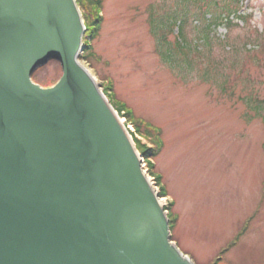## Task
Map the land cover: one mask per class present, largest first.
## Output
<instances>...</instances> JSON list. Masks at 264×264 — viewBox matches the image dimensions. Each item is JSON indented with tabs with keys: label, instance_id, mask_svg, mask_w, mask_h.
<instances>
[{
	"label": "water",
	"instance_id": "1",
	"mask_svg": "<svg viewBox=\"0 0 264 264\" xmlns=\"http://www.w3.org/2000/svg\"><path fill=\"white\" fill-rule=\"evenodd\" d=\"M85 29L76 0H0V264H196L81 62Z\"/></svg>",
	"mask_w": 264,
	"mask_h": 264
},
{
	"label": "rangeland",
	"instance_id": "2",
	"mask_svg": "<svg viewBox=\"0 0 264 264\" xmlns=\"http://www.w3.org/2000/svg\"><path fill=\"white\" fill-rule=\"evenodd\" d=\"M87 4L79 3L85 25L94 16ZM101 5L103 21L92 39L97 57L85 60L81 54V62L136 145L150 147V134L128 125L121 105L161 130L164 149L150 159L155 167L144 157L143 164L167 215L169 199L175 201L179 220L171 239L196 264H264V117L254 116L243 100L246 94L264 100V0H102ZM242 5H248L240 11L246 21L232 14L234 23L220 25L213 36H228L234 46L249 42L253 51L231 53L216 41L191 71L163 59L159 41L166 35L176 42L174 22L187 17L185 34L194 42L197 15L226 22V12ZM87 36L86 27L84 43ZM207 60L215 74L205 75ZM61 76V64L51 59L32 80L51 87ZM110 81L113 92L106 90ZM162 188L168 196L161 195Z\"/></svg>",
	"mask_w": 264,
	"mask_h": 264
},
{
	"label": "trees",
	"instance_id": "3",
	"mask_svg": "<svg viewBox=\"0 0 264 264\" xmlns=\"http://www.w3.org/2000/svg\"><path fill=\"white\" fill-rule=\"evenodd\" d=\"M82 0H78V3H80ZM87 1V6L90 8V10L93 12V18L89 19L88 22L86 23L87 26V31H88V36L86 38L85 44L86 49L84 53L82 54V59L88 60V59H93L97 57L95 55V52L93 51L92 48V43L89 41V39H94V37L97 35V32L99 31V28L102 23V19L99 18L98 13L96 10L93 9L94 4H101L102 0H86ZM228 14V17H226V22H223L224 19L221 17H217L212 15L211 18L207 17V14H204L202 17L197 15L196 21L199 22L200 25H195L196 29L198 31V37L197 39L192 42L186 37L185 34V27L188 22V18L184 17L181 20H178L174 22V25L179 24L180 27V34H181V39L179 41L176 40V42L172 43L170 42L167 38L166 35H164V39L160 42V45L163 46V49L161 50V55L163 59L168 62V63H175L174 66L181 67L182 69H189L190 71L193 70L194 67V60L197 62V59H204L206 57V54L214 48L215 42L219 43H224L225 47H228L229 52H239L240 50H246V51H253V45L254 44H249V42H246L243 46H234L232 43L229 42L228 36H225L224 39H219L217 38L214 40L213 33L220 27V25H231L233 22V19H230V15L232 14L235 15V18L241 19L243 21H246V16L244 15H237L235 10H229L226 12ZM248 45H251V48H248ZM196 56V59H193V57ZM208 56V54H207ZM96 59V58H95ZM97 59H100L98 56ZM212 60H207L206 62L208 63V66H205V75L214 73L215 74V65ZM199 62H197L198 65ZM218 64V63H217ZM226 82V79L225 81ZM107 91H110V88H106ZM246 97V100H245ZM244 102L247 103V108L250 111L254 112V116L258 118H263L264 117V100L260 99L259 97L256 96V94H246L244 96ZM123 111H125L126 107L121 105ZM124 107V108H123ZM127 118L130 120V115L128 113H125ZM264 119V118H263ZM135 127L138 131L145 130L146 132H149L150 137L155 138L154 133L152 134L153 129L149 127H144L142 123L138 120H134ZM151 129V131H150ZM152 142H154V147H148L146 144H143L141 142H137L138 149L141 151L144 159L149 160V165L151 168H154V164L151 162L150 159L155 158L158 156L162 148L161 146H158L156 144V141L152 139ZM160 180V178H157ZM161 195L165 196L166 195V190L162 188L161 190ZM169 210V219H170V224H171V229L173 230L177 218L175 213L173 212V204H170V206L167 208ZM232 245V244H231ZM227 250V249H226ZM225 250V251H226ZM223 253V252H222Z\"/></svg>",
	"mask_w": 264,
	"mask_h": 264
},
{
	"label": "bare ground",
	"instance_id": "4",
	"mask_svg": "<svg viewBox=\"0 0 264 264\" xmlns=\"http://www.w3.org/2000/svg\"><path fill=\"white\" fill-rule=\"evenodd\" d=\"M76 2L78 3V0H76ZM79 4V3H78ZM79 6V5H78ZM80 8V7H79ZM84 18V17H83ZM84 24H85V21H84ZM93 75V74H92ZM94 76V75H93ZM94 78H95V76H94ZM96 80V79H95ZM97 82V81H96ZM97 85H98V87H99V90L100 91H102V93H103V89L101 88V85L97 82ZM121 119V118H120ZM121 121H122V123L124 124V120L123 119H121ZM164 149V148H163ZM163 149H162V151H163ZM162 151H161V153H162ZM148 178L150 179V181L152 182V180H151V178L148 176ZM161 202H162V204H163V201L162 200H160Z\"/></svg>",
	"mask_w": 264,
	"mask_h": 264
}]
</instances>
